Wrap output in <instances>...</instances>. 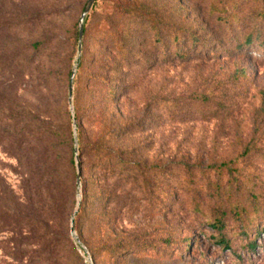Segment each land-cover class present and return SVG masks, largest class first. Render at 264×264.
<instances>
[{"label":"rangeland","instance_id":"obj_1","mask_svg":"<svg viewBox=\"0 0 264 264\" xmlns=\"http://www.w3.org/2000/svg\"><path fill=\"white\" fill-rule=\"evenodd\" d=\"M87 1L0 0V264H17L6 248L21 239L47 255L55 231L90 264L85 250L94 264H264V0H95L72 109ZM92 73L110 75L126 119L147 122L149 199L112 232L91 212L73 222L77 157L57 222L48 163L27 186L3 134L10 107L43 117L66 104L83 146L97 129L86 116Z\"/></svg>","mask_w":264,"mask_h":264},{"label":"trees","instance_id":"obj_2","mask_svg":"<svg viewBox=\"0 0 264 264\" xmlns=\"http://www.w3.org/2000/svg\"><path fill=\"white\" fill-rule=\"evenodd\" d=\"M87 18L88 15L85 31ZM77 32L79 41V28ZM109 40L113 41V36L106 38V44ZM109 57L103 53L98 60L102 70L112 67ZM76 61L79 68L83 64L82 54ZM68 74L71 78L72 69ZM87 94L86 116L97 129L92 139L86 140L79 148L83 196L77 218L91 212L99 231L110 229L112 232L120 216L132 211L133 202L137 200V208L144 210L149 199L151 164L147 122L144 115L135 121L125 118L119 104L122 93L113 85L110 75L92 73ZM8 112L9 122L3 128L4 140L16 157L18 168L28 174L25 179L27 186L32 178L29 175L35 170H44L48 163L47 171L56 190L50 204V216L52 219L53 212L58 222L60 215L68 210V193L63 192V187L67 188L76 166L70 110L65 104L51 107L43 117L11 107ZM135 188L140 193L137 199L132 193ZM37 221L42 223L40 218ZM59 238V232L55 231L54 237L49 239L45 256L44 249L30 246L23 239L6 250L17 264H44L52 262V258L54 264H90L72 239L71 243L68 239L69 249L63 251ZM103 246H106L105 243L101 244ZM108 247L116 248L115 245Z\"/></svg>","mask_w":264,"mask_h":264},{"label":"water","instance_id":"obj_3","mask_svg":"<svg viewBox=\"0 0 264 264\" xmlns=\"http://www.w3.org/2000/svg\"><path fill=\"white\" fill-rule=\"evenodd\" d=\"M95 0H88L87 4L84 8V11L80 17L79 20V52H78V57L82 54V46H83V38H84V32H85V20L86 17L92 7V5L94 4ZM77 72H78V62H76L73 66L72 69V74H71V80H70V102L72 105V109L74 108L73 106V90H74V82L77 76ZM73 122H74V134H75V151H76V157H77V165H78V178L79 181L81 182L82 179V165L80 162V151H79V142H78V122H77V118L76 115H73ZM80 203H81V198H79L78 200V205L76 207V211L73 214V222L75 220L76 214L79 211L80 208ZM86 252L88 253V259L91 261L92 264H94L92 256L90 255L89 251L86 250Z\"/></svg>","mask_w":264,"mask_h":264}]
</instances>
